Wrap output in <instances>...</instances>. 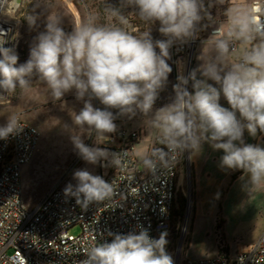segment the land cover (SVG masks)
I'll return each instance as SVG.
<instances>
[{
    "label": "clouds",
    "instance_id": "clouds-1",
    "mask_svg": "<svg viewBox=\"0 0 264 264\" xmlns=\"http://www.w3.org/2000/svg\"><path fill=\"white\" fill-rule=\"evenodd\" d=\"M225 2L122 0L141 21L159 23L164 39L156 40L151 31L135 35L122 26L98 24L91 14L66 32L62 18L48 14L37 2L34 9H43L46 23L44 31L33 38L28 59L18 63L12 49L0 48V98L6 100L17 88L28 89L33 77L47 86L53 100L74 93L83 106L71 114L72 125L65 128L76 154L88 164L121 166L122 156L96 144L87 145L83 133L111 142L118 131V118L132 119L140 114L158 133V143L163 146L141 154L143 166L154 177L171 169L185 151L199 154L207 143L214 151H222L221 169L247 173L248 185L258 188L264 183V147L246 143L244 133L253 137L258 131L264 133L261 15L228 9L226 30L213 40L216 55L187 76L179 74L170 101L154 108L173 71L168 62L172 59L170 50L198 38L201 29L215 23L211 9ZM107 10L119 16L121 25L128 23L114 7ZM38 19L39 15H31L29 26L35 27ZM237 44L246 47L237 60L226 63ZM93 100L103 107H95ZM22 129L18 117L10 116L0 126V139ZM72 179L75 184L68 183L63 194L81 208L110 201L114 195L112 183L86 168L74 170ZM167 235L162 232L153 238L142 226L126 234L108 231L110 240L90 245L79 264H174L166 250Z\"/></svg>",
    "mask_w": 264,
    "mask_h": 264
},
{
    "label": "rangeland",
    "instance_id": "rangeland-1",
    "mask_svg": "<svg viewBox=\"0 0 264 264\" xmlns=\"http://www.w3.org/2000/svg\"><path fill=\"white\" fill-rule=\"evenodd\" d=\"M37 2L48 14L62 18V26L66 32H70L73 25L91 14L97 18L98 24L122 26L135 35L151 31L154 40L164 39L158 31V22L151 24L141 21L133 9L123 6L122 0H24L16 12L9 11L6 4L0 15L14 31L13 37L18 43L14 52L19 57L18 63H24L28 59L33 38L45 28L46 13L42 8L34 9ZM231 3L232 0H226L223 5H218L211 11L223 18ZM109 6L125 16L128 23L121 25L119 16H114L107 10ZM31 15H39L35 27L29 26L28 18ZM207 37L206 28L201 29L198 38L191 40L195 42L185 53L183 75L187 76L191 71L189 68L192 69L198 42ZM171 56L172 59L168 62L173 71L154 108L168 103L174 95L172 85L177 82L181 66L177 65L172 52ZM92 102L95 107H103L98 100ZM82 106L83 103L77 101L72 92L67 93L62 100H53L50 90L36 77L32 78L28 89L17 88L6 100L1 99L0 126L6 124L10 116L16 115L18 119L35 125L40 133L33 159L24 166L22 173L24 198L28 208L35 206L53 186H66L70 182L75 184L72 175L76 169L86 168L95 175H101L99 164H88L76 154L65 128L66 125H72L71 114L78 112ZM116 123L129 129L141 128L146 133L136 149V156L142 163L141 154L147 152L150 137L158 135L157 132L149 126L147 118L140 114L132 119L120 117ZM83 135L87 145L99 146L100 139L94 134L89 137L85 132ZM257 136L253 145L264 147V133L258 131ZM190 154L188 152L187 162L181 171L182 183L178 190L181 215L176 216L173 221L179 231L174 237L173 246L166 250L173 257L174 264H185L188 259L213 258L217 255L233 257L244 246L256 242L264 230V183L258 188H252L248 185L247 173L238 174L240 170L219 167L215 174H205L207 183L204 184V181L203 188L199 190L196 188ZM213 162L219 165L218 159H213ZM210 177L217 180L216 186ZM220 180L222 184L219 186ZM178 206L175 214L180 209ZM78 232L77 228L71 230L73 234Z\"/></svg>",
    "mask_w": 264,
    "mask_h": 264
},
{
    "label": "built area",
    "instance_id": "built-area-1",
    "mask_svg": "<svg viewBox=\"0 0 264 264\" xmlns=\"http://www.w3.org/2000/svg\"><path fill=\"white\" fill-rule=\"evenodd\" d=\"M250 10L264 19V0H253ZM213 16L215 23L207 27L208 38L212 40L225 31L223 18L214 13ZM13 34L12 26L0 17V48L14 51ZM194 42L173 46L171 52L178 66L185 63V53ZM18 121L22 131L6 140L0 139V264H79L90 245L110 240L108 231L126 234L137 231L138 226L147 229L153 238L167 232V245L172 244L179 170L187 162L188 151L171 169L160 171L154 177L136 156L142 131L118 126L111 142L100 140L99 143V147L122 156L121 166L99 165L101 176L115 189L110 201L93 203L84 209L73 198L65 197V186L57 184L35 206L28 208L22 173L33 159L40 133L34 125ZM154 147H163L158 143V136L148 145L147 152ZM75 228L79 232L71 233ZM185 264H264V230L256 242L244 246L233 257L188 259Z\"/></svg>",
    "mask_w": 264,
    "mask_h": 264
},
{
    "label": "crops",
    "instance_id": "crops-1",
    "mask_svg": "<svg viewBox=\"0 0 264 264\" xmlns=\"http://www.w3.org/2000/svg\"><path fill=\"white\" fill-rule=\"evenodd\" d=\"M252 1H250V0H232L231 6L229 7V9L250 10V4H251ZM227 19H228V17H227V12H226L225 13V17H223V22H222V26H223V28L225 30H226V27H227V23H226ZM213 40L209 39L207 37V38H204V39H202L201 41L198 42V45H197L196 50H195L194 60H193V63H192V69L197 68L199 66V64L207 62L208 60L212 59L216 55V53L214 51ZM245 47H246V45L238 44L236 52L230 53V55L228 56V58L226 60V63L230 64V63L234 62L235 60H237L238 57L241 55V53H242V51L244 50ZM189 90H191V84H189ZM221 104L223 106H225V107L228 106L226 101L223 98H221ZM121 127L125 128V126H123V125ZM127 129H129V128H127ZM135 129H140L142 131V133H143V136L146 134L144 132V130L141 129V128H135ZM155 136H158V135H155ZM155 136L152 135L150 137L149 144L152 142V140H153V138ZM257 137L258 136L256 135V137L254 139V142L256 141ZM244 139H245V142H246V133H244ZM189 154H190V152H189ZM222 154H223L222 151H219V150L214 151L210 147V145L207 144V143H204L202 145V151L199 154H194V155L190 154V158H191L192 164L194 166V174H195L194 180H195V183H196V188H198V189L199 188L200 189L203 188V182L204 181H205L204 184L207 183V180L205 178V174L208 176L209 173L210 174L211 173L215 174L217 172V170H218V168L220 166L219 165L217 166L213 162V159H215V158L218 159V164H219L220 157L222 156ZM183 167L184 166H181V168L179 170V179H178L179 188L181 187L180 184L182 183L181 171H182ZM211 180H212V183L215 184V186H216L217 185V180H215V179L213 180L212 178H211ZM221 184H222V180H220L219 186ZM246 195H248V193Z\"/></svg>",
    "mask_w": 264,
    "mask_h": 264
},
{
    "label": "water",
    "instance_id": "water-1",
    "mask_svg": "<svg viewBox=\"0 0 264 264\" xmlns=\"http://www.w3.org/2000/svg\"><path fill=\"white\" fill-rule=\"evenodd\" d=\"M22 3H23V0H9L7 3V8L11 10L12 12H16L18 8L22 6ZM190 68H189V71L191 70ZM255 137L249 135L248 132H246V143L253 144Z\"/></svg>",
    "mask_w": 264,
    "mask_h": 264
},
{
    "label": "trees",
    "instance_id": "trees-1",
    "mask_svg": "<svg viewBox=\"0 0 264 264\" xmlns=\"http://www.w3.org/2000/svg\"><path fill=\"white\" fill-rule=\"evenodd\" d=\"M116 122V121H115ZM117 124V123H116ZM118 126H120V125H118ZM247 132V131H246ZM238 174H242V171H239L238 172ZM235 175H233V177H234ZM235 178V177H234ZM178 199H179V196H178V194H177V199H176V203H175V206H174V210H173V219H172V233H173V239H172V244H173V240H174V237H175V235H177L178 234V231H179V227L177 226V227H175L174 226V224H173V221L175 220V218H176V216H180L181 215V209H182V205H179L178 206ZM176 206H178V208H180L179 209V211H178V213L177 214H175L176 213ZM172 244H169V245H167L166 246V249H169V248H171L173 245Z\"/></svg>",
    "mask_w": 264,
    "mask_h": 264
},
{
    "label": "bare ground",
    "instance_id": "bare-ground-1",
    "mask_svg": "<svg viewBox=\"0 0 264 264\" xmlns=\"http://www.w3.org/2000/svg\"><path fill=\"white\" fill-rule=\"evenodd\" d=\"M5 3H6V0H0V13L4 10L5 8ZM9 10V9H8ZM10 11V10H9ZM1 43V42H0ZM2 45H4V43L2 42ZM15 45V48L14 50H17V47H18V43H14ZM183 70H184V66L182 65L181 68H180V72L183 73ZM0 101H1V98H0Z\"/></svg>",
    "mask_w": 264,
    "mask_h": 264
}]
</instances>
